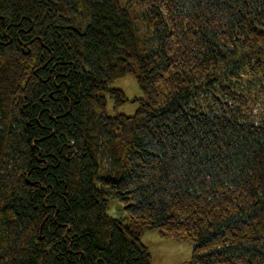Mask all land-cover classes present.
<instances>
[{
    "label": "trees",
    "instance_id": "trees-1",
    "mask_svg": "<svg viewBox=\"0 0 264 264\" xmlns=\"http://www.w3.org/2000/svg\"><path fill=\"white\" fill-rule=\"evenodd\" d=\"M146 230L264 264V0H0V264H152Z\"/></svg>",
    "mask_w": 264,
    "mask_h": 264
},
{
    "label": "rangeland",
    "instance_id": "rangeland-1",
    "mask_svg": "<svg viewBox=\"0 0 264 264\" xmlns=\"http://www.w3.org/2000/svg\"><path fill=\"white\" fill-rule=\"evenodd\" d=\"M113 89L123 91L127 101L122 106H116L115 100L108 97L107 114L111 117L118 115L134 116L141 106L144 92L140 88L134 75H126L116 80ZM108 216L127 222L125 206L116 198L108 200ZM141 242L152 255V264H189L193 255V244L190 242H176L162 237L157 231L146 230L142 233Z\"/></svg>",
    "mask_w": 264,
    "mask_h": 264
}]
</instances>
